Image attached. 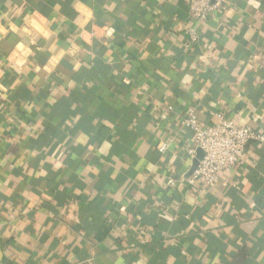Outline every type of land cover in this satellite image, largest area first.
Returning a JSON list of instances; mask_svg holds the SVG:
<instances>
[{"label": "crops", "instance_id": "1", "mask_svg": "<svg viewBox=\"0 0 264 264\" xmlns=\"http://www.w3.org/2000/svg\"><path fill=\"white\" fill-rule=\"evenodd\" d=\"M227 1L0 0V264H264V143L184 181L189 111L264 134V0Z\"/></svg>", "mask_w": 264, "mask_h": 264}, {"label": "built area", "instance_id": "2", "mask_svg": "<svg viewBox=\"0 0 264 264\" xmlns=\"http://www.w3.org/2000/svg\"><path fill=\"white\" fill-rule=\"evenodd\" d=\"M227 0H190L189 16L196 23H203L213 15H223ZM169 110H172L169 107ZM216 124L203 129L193 111H189L182 125L191 133L188 155L198 159L196 168L184 181L200 189L217 185L246 159V146L250 141L264 143V134L248 125L239 126L223 113L216 114ZM161 152L166 150L160 145Z\"/></svg>", "mask_w": 264, "mask_h": 264}, {"label": "water", "instance_id": "3", "mask_svg": "<svg viewBox=\"0 0 264 264\" xmlns=\"http://www.w3.org/2000/svg\"><path fill=\"white\" fill-rule=\"evenodd\" d=\"M200 157H201V155L198 156V159H200ZM197 164H198V162L196 163V166H197ZM196 166H195V168H196ZM195 168H194V169H195ZM194 169H193V170H194Z\"/></svg>", "mask_w": 264, "mask_h": 264}]
</instances>
